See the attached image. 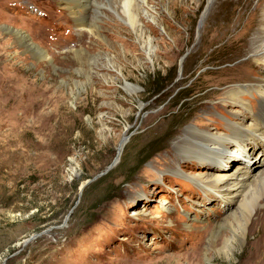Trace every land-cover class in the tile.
<instances>
[{
	"label": "rangeland",
	"instance_id": "obj_1",
	"mask_svg": "<svg viewBox=\"0 0 264 264\" xmlns=\"http://www.w3.org/2000/svg\"><path fill=\"white\" fill-rule=\"evenodd\" d=\"M145 1L137 30L107 7L91 33L62 0H0V264H264L254 214L233 238L218 226L241 197L206 188L264 141L229 143L222 164L186 155L258 128L264 67L240 27L258 0Z\"/></svg>",
	"mask_w": 264,
	"mask_h": 264
},
{
	"label": "bare ground",
	"instance_id": "obj_2",
	"mask_svg": "<svg viewBox=\"0 0 264 264\" xmlns=\"http://www.w3.org/2000/svg\"><path fill=\"white\" fill-rule=\"evenodd\" d=\"M145 2V0H62L63 8L68 10V12L73 15L72 18L76 20V26L83 29H90L87 30V32H91V28L94 27L95 21L98 20V17L100 15L102 16L103 14L101 10H104L107 7L110 9L112 7L114 11L116 9L114 14L120 17L121 21H124L125 25H127L132 31L137 30V18L139 13H141L140 10H142V7L145 6ZM87 7H89L92 12L90 22L81 13L82 11L86 13L85 11ZM85 16H87V14H85ZM202 20L200 24L202 23ZM240 27L242 31L246 29L251 30L252 37L248 44L249 51L252 52L253 56L255 57V61L258 63L262 62V67H264V0H258L254 11H252L248 19ZM3 30L7 32V34L12 35L20 44V46L25 49V51L33 53L39 60L44 57V53H41L40 50L28 43L27 37L25 35L16 31H9L8 29ZM95 30L96 29L94 28V31ZM145 50L147 51L149 60H151L150 56L153 53V51H151V47L148 46ZM259 81L264 83V76L259 75ZM233 95L234 93H232V96ZM261 98L262 99L259 101L261 110L257 114L255 120V125H257L258 128L255 127L256 129L253 128L252 130L247 131L246 129L239 128L236 124L230 123V130L228 131L230 133L224 138L219 136L212 137L208 135H202L201 138L206 140H201L195 145L196 147L194 149H189L186 152L188 158L192 159L194 157H199L210 159L216 157L221 159L220 164H222L225 161V154L227 153V145L229 143L234 142L235 145L240 143L238 145L240 148L239 150L242 151V155H245V151H250L252 149L249 144L253 138L258 137V139L264 141V139L260 138L262 133H259L260 135H258L259 129H264V96L261 95ZM233 99L235 98L233 97ZM242 108L249 110L244 105H242ZM260 140H256L254 143ZM256 146L258 147L259 144ZM121 147L122 145L119 147V152ZM120 154L121 152L116 157L117 159L119 158ZM234 168L235 169L232 172L226 171L224 167L217 168V171L212 174V180L210 181L209 186L206 188L211 189V192L222 197L224 196L225 198L235 199L236 197H241V200L237 205L239 213L233 212L229 215L225 224L219 225L218 227L221 229H227L232 234L233 238L236 235L237 230H239L243 235V226L248 223L249 219L254 214V219L250 223L252 224L250 226L252 234H256V232H259L261 229L263 231V234L261 233L257 237L258 240L255 243L256 246L260 241L264 243V206H258V208L255 207V204H258L259 200L264 197V155L259 157V163L254 162V164H247L240 161L239 164L237 163V165L234 166ZM233 203L234 201H232V204ZM229 218L231 220L230 222L228 221ZM218 227L216 232L213 234V238H215L219 233V230H221ZM224 244V246L229 245L228 241H226ZM258 258L260 260L262 259L264 262V257Z\"/></svg>",
	"mask_w": 264,
	"mask_h": 264
},
{
	"label": "water",
	"instance_id": "obj_3",
	"mask_svg": "<svg viewBox=\"0 0 264 264\" xmlns=\"http://www.w3.org/2000/svg\"><path fill=\"white\" fill-rule=\"evenodd\" d=\"M187 56V54L184 56V57H186ZM184 57L182 58V60L184 59ZM119 162V158L117 159H115V161L111 164V165H109L105 170H104V172H102V173H100V174H98L96 177H95V179L93 180V181H90V182H95V180H97V179H99L100 177H102V176H104V175H106V174H108L112 169H114L115 168V166L117 165V163ZM90 182H88V183H90ZM88 183H84L82 186H81V188H80V195L79 196H81L82 195V190H83V188L86 186V184H88ZM78 203V202H77ZM76 203V204H77ZM75 207V206H74ZM74 209V208H73ZM67 219V218H66Z\"/></svg>",
	"mask_w": 264,
	"mask_h": 264
},
{
	"label": "trees",
	"instance_id": "obj_4",
	"mask_svg": "<svg viewBox=\"0 0 264 264\" xmlns=\"http://www.w3.org/2000/svg\"><path fill=\"white\" fill-rule=\"evenodd\" d=\"M100 179V178H99Z\"/></svg>",
	"mask_w": 264,
	"mask_h": 264
}]
</instances>
